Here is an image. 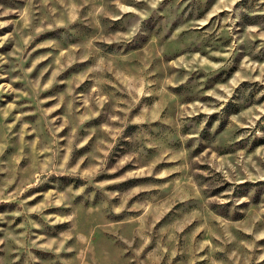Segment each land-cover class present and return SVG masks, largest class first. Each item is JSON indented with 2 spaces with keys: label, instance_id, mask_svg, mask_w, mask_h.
<instances>
[{
  "label": "rangeland",
  "instance_id": "rangeland-1",
  "mask_svg": "<svg viewBox=\"0 0 264 264\" xmlns=\"http://www.w3.org/2000/svg\"><path fill=\"white\" fill-rule=\"evenodd\" d=\"M0 264H264V0H0Z\"/></svg>",
  "mask_w": 264,
  "mask_h": 264
}]
</instances>
